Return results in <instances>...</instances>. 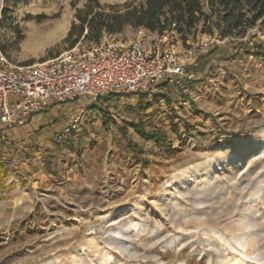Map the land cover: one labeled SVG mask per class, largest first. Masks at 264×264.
<instances>
[{"label":"rangeland","instance_id":"1","mask_svg":"<svg viewBox=\"0 0 264 264\" xmlns=\"http://www.w3.org/2000/svg\"><path fill=\"white\" fill-rule=\"evenodd\" d=\"M143 2L0 0V51L13 66L44 62L71 49L78 14L121 13ZM143 30L126 26L110 36L128 43ZM166 34L165 46L185 48L176 33ZM150 37L144 32L145 43ZM186 37V46L211 40L190 67L196 80L182 90L165 83L163 98L143 96L147 110L137 94L48 102L56 113L83 101L105 105V114L80 126L86 149L67 148L73 157L59 155L57 173L48 175L46 158L40 181L24 175L16 192L0 196V264H227L222 244L242 264H259L241 257L232 235L240 220L251 224L253 246L264 250V61L256 55L264 19L243 38ZM69 117L61 113L56 124ZM130 123L166 142L140 139ZM178 176L194 177L181 185Z\"/></svg>","mask_w":264,"mask_h":264},{"label":"built area","instance_id":"2","mask_svg":"<svg viewBox=\"0 0 264 264\" xmlns=\"http://www.w3.org/2000/svg\"><path fill=\"white\" fill-rule=\"evenodd\" d=\"M145 31L128 43L110 35L98 43L81 37L70 50L32 65L13 66L0 51V122L21 127L27 117L48 111L50 100L65 104L84 96L97 101L105 95H152L160 83L182 90L194 82L190 67L211 40L194 41L179 51L165 48L166 33L145 44ZM85 117L84 111L75 115L62 136L78 132Z\"/></svg>","mask_w":264,"mask_h":264},{"label":"trees","instance_id":"3","mask_svg":"<svg viewBox=\"0 0 264 264\" xmlns=\"http://www.w3.org/2000/svg\"><path fill=\"white\" fill-rule=\"evenodd\" d=\"M205 1L204 4L203 0H144L138 6L125 5L124 12L111 14L93 12L90 8L77 15L79 25L71 28L67 40L70 41L71 48L81 37L84 41L98 43L104 33L118 34L129 26L133 29L142 28L159 36L174 32L186 47V35L193 32L210 38L215 34L220 39L243 38L249 29L264 19V0ZM41 18L43 17H38L37 20ZM85 29L87 33L83 35ZM73 36L76 38L71 41ZM256 48V55L264 61V48L260 45ZM143 100V96L139 95V104H144L141 109H149L151 104L144 103ZM128 127L144 141L155 145L166 142L164 136L145 131L142 123H130ZM173 132H178L175 125Z\"/></svg>","mask_w":264,"mask_h":264},{"label":"crops","instance_id":"4","mask_svg":"<svg viewBox=\"0 0 264 264\" xmlns=\"http://www.w3.org/2000/svg\"><path fill=\"white\" fill-rule=\"evenodd\" d=\"M145 32L148 31L146 30ZM148 33L151 34V37L149 38V41L146 40L145 44L147 45H149L151 41L157 36V34H152L150 32ZM176 38L177 37H174L177 43ZM170 39L173 38L170 37ZM165 48H168V45H166ZM177 49H179L178 46ZM202 53L203 51L201 54ZM163 86L164 83H160L157 86L155 91L156 96L161 98L165 97V95H163L164 93H162ZM155 92L153 93L154 95ZM136 97L139 99L138 95ZM84 98H89L90 101L94 100L87 96H84ZM133 98H135V96ZM10 100H13V96H10ZM97 101H99V99ZM145 102L150 103L151 101ZM104 106L105 105H101L98 108H91L89 103L80 101L79 105L73 104L67 106L66 104L61 108L59 113H56L54 108L49 107L48 111L46 112L27 117L25 119L24 125L21 127L8 128L5 124L0 122V186L2 185L5 188L3 192H0V196L2 198L6 197V193L11 190L16 192L18 190L19 183L25 181L24 175L31 177V179L34 181H40L41 177L45 176L46 169L44 167L43 161L46 158L53 161L51 164V169H49L47 166L48 169L46 171L48 175L51 176L57 173L59 164L63 163L64 161H68L73 157V154H71L66 149L69 148L79 152L85 147V141L88 140L84 137L76 135V132L72 133L75 134L73 138H71L72 134L64 138L62 136L63 129L68 126L70 120L75 115H78L83 111L86 113V117L80 126L88 127L87 124L85 125V123L89 121V117L94 118L96 115L98 117H102L105 114ZM61 113L64 114L65 117L70 116L69 122L66 126L56 124ZM60 150L63 152V154L61 152L59 153ZM83 153V155H91L92 150H84ZM59 155H64L65 160L62 161L61 159H58ZM66 165H68L67 162L64 166ZM9 185H11L12 188H10Z\"/></svg>","mask_w":264,"mask_h":264},{"label":"bare ground","instance_id":"5","mask_svg":"<svg viewBox=\"0 0 264 264\" xmlns=\"http://www.w3.org/2000/svg\"><path fill=\"white\" fill-rule=\"evenodd\" d=\"M2 1V0H1ZM234 155L231 156L233 158ZM197 174V173H196ZM194 176H188V177H183V176H178L176 178V181L179 182L181 185H185L189 182L190 179H192ZM237 225H241L242 229L241 231H238L232 235V240L233 242L240 248L241 252V257L243 259L249 258L251 260H255L257 263L261 264L264 262V250L260 248H254L253 244H255L254 240V234L255 230L254 227L250 224L246 226L242 220H240ZM227 244V243H226ZM224 252L227 254L228 258V263L227 264H242L238 260V256H236V252H229V249L226 245H223ZM252 247L253 251L250 253L248 250L249 248ZM251 254H255L254 256H250ZM223 259V258H222ZM223 260L218 261V264H222ZM243 264H246L243 262Z\"/></svg>","mask_w":264,"mask_h":264}]
</instances>
